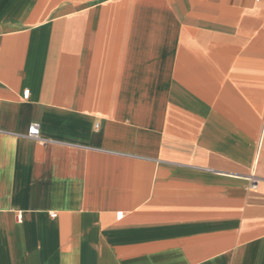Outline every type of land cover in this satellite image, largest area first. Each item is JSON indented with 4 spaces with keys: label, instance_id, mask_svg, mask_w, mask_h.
<instances>
[{
    "label": "crops",
    "instance_id": "obj_1",
    "mask_svg": "<svg viewBox=\"0 0 264 264\" xmlns=\"http://www.w3.org/2000/svg\"><path fill=\"white\" fill-rule=\"evenodd\" d=\"M0 264H264V0H0Z\"/></svg>",
    "mask_w": 264,
    "mask_h": 264
},
{
    "label": "built area",
    "instance_id": "obj_2",
    "mask_svg": "<svg viewBox=\"0 0 264 264\" xmlns=\"http://www.w3.org/2000/svg\"><path fill=\"white\" fill-rule=\"evenodd\" d=\"M24 96L25 97H28L29 96V90L26 89L24 91ZM28 136L33 138V139H36V140H44L42 137H41V133H40V124L39 123H32L29 127V130H28ZM54 215V213H53Z\"/></svg>",
    "mask_w": 264,
    "mask_h": 264
}]
</instances>
